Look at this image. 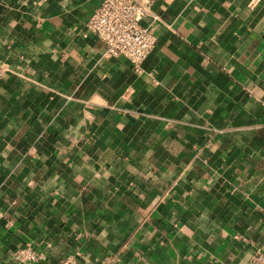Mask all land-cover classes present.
<instances>
[{
    "label": "crops",
    "instance_id": "obj_1",
    "mask_svg": "<svg viewBox=\"0 0 264 264\" xmlns=\"http://www.w3.org/2000/svg\"><path fill=\"white\" fill-rule=\"evenodd\" d=\"M102 0H0V264H245L264 249V0H155L137 72ZM79 252V254H77Z\"/></svg>",
    "mask_w": 264,
    "mask_h": 264
},
{
    "label": "built area",
    "instance_id": "obj_2",
    "mask_svg": "<svg viewBox=\"0 0 264 264\" xmlns=\"http://www.w3.org/2000/svg\"><path fill=\"white\" fill-rule=\"evenodd\" d=\"M154 1L102 0L86 22L88 30L105 43L107 56L126 58L137 72H141L143 61L157 44L153 26L143 24ZM257 1L252 0V3ZM11 258L16 264H33L45 260L47 254L35 248L32 242H26L14 250ZM75 262L76 256L71 254L63 264ZM245 264H264V249L256 250Z\"/></svg>",
    "mask_w": 264,
    "mask_h": 264
}]
</instances>
